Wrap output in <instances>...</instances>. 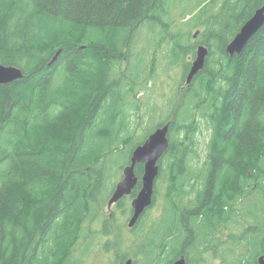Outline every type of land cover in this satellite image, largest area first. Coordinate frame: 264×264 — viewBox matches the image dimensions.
<instances>
[{
  "label": "trees",
  "instance_id": "1",
  "mask_svg": "<svg viewBox=\"0 0 264 264\" xmlns=\"http://www.w3.org/2000/svg\"><path fill=\"white\" fill-rule=\"evenodd\" d=\"M198 3L185 35L173 32L168 0H0V64L24 73L0 84V264H84L75 247L83 222L100 216L113 194L111 167L123 158L129 164L134 148L168 122L170 147L160 164L170 161L165 198L172 218L158 239L138 241L142 264H171L178 251L189 264L207 263L209 253L221 264H258L264 26L241 53L230 55L227 45L264 0ZM148 25L164 38L172 33V58L182 60L185 78L171 91L168 118L138 137L129 111L140 109L138 93L151 88L157 72L134 52ZM200 44L209 55L187 84ZM196 114L211 137L206 158L192 166ZM143 171L138 164L140 177Z\"/></svg>",
  "mask_w": 264,
  "mask_h": 264
},
{
  "label": "rangeland",
  "instance_id": "2",
  "mask_svg": "<svg viewBox=\"0 0 264 264\" xmlns=\"http://www.w3.org/2000/svg\"><path fill=\"white\" fill-rule=\"evenodd\" d=\"M199 1L200 0H168L171 9L170 16L177 21L175 23L176 26L174 25L173 32L176 33L179 29L185 32V35L190 32L191 25L188 23V20L199 9ZM170 16L167 19H169ZM197 30L198 29H195L191 31V33L193 32L194 34ZM163 33L165 32L161 31L160 34H158L152 31L149 25L143 26L138 31L137 40L134 44L135 55L142 54L145 57L147 66L149 68L155 66L157 71L155 79L150 83L151 88L147 91L138 93L141 102L140 109L138 111H129L131 124L136 127L138 137H143L146 133L148 134L151 129L156 128L157 124L162 121V119L168 118L170 115L169 104L173 97L171 91L176 90L178 87L177 84L184 81L185 78L182 60H178L179 64L172 58V42L170 39L172 33H167L169 36L168 38H164ZM155 45H158L157 48ZM190 60L192 63L194 59L191 58ZM134 63L137 62L135 61L133 64ZM131 98L136 101L134 96ZM154 108L157 111L153 112L152 110ZM196 115L198 127L194 142L192 143V150H194L192 153L193 156L190 159L192 166L200 164L203 159L206 158V147L211 137L210 129L208 130L207 125H204L205 122L203 123L205 119L199 114ZM124 161L125 158L111 167L110 172L112 175L109 177L111 179V186L122 176L123 168L127 165ZM161 161L162 160H160V162ZM169 162L170 161H168L166 157L164 163H161L162 170L155 183L156 196L153 206L137 222L134 229L131 230L128 226V212L125 211V208L127 210L130 204L125 201L120 206L115 205L112 208H109L106 202L100 216L94 220L86 219L83 222V237L78 241L75 247V254L77 256L83 255L84 264H121L123 263L125 253L136 262L142 259L141 264L143 263L145 258L139 255V248L136 247L138 241L140 242L144 235L146 241L151 240V238L158 239L159 236L165 232V227L172 218L170 204L165 198L168 192L167 186L173 178L171 170H168ZM190 198H192V196ZM255 198L256 197L253 199ZM183 202L188 203V199L183 200ZM250 202V197H247L243 205L241 204L240 206H248ZM143 218H145V221H143ZM150 220L151 223L149 225L148 222ZM244 228L245 225L242 226V230H244ZM205 257L209 261L204 264H210L211 260H213V264H221L222 262L219 256L212 257L210 253Z\"/></svg>",
  "mask_w": 264,
  "mask_h": 264
},
{
  "label": "water",
  "instance_id": "3",
  "mask_svg": "<svg viewBox=\"0 0 264 264\" xmlns=\"http://www.w3.org/2000/svg\"><path fill=\"white\" fill-rule=\"evenodd\" d=\"M264 26V6L258 8L253 16L249 18L242 26L241 30L227 45V52L230 55L241 53L249 40ZM198 30L194 37L199 35ZM60 50L57 52L54 60H57ZM209 48L205 44L197 47L196 56L192 62L191 68L186 76V83L193 81L196 75L205 67ZM24 77L23 70L14 65L0 64V84H8ZM170 128L171 123L158 126L147 139L136 146L132 152L130 163L124 167V177L120 180L108 200V207L111 208L115 203L125 195L131 194L138 183L136 168L138 164L144 165V174L142 185L137 196L132 201L133 214L129 220V226L136 225L145 211L151 207L154 202L155 183L160 174V160L168 152L170 147ZM134 260L128 258L121 264H133ZM172 264H187L184 256L176 259ZM258 264H264V253L258 257Z\"/></svg>",
  "mask_w": 264,
  "mask_h": 264
},
{
  "label": "flooded vegetation",
  "instance_id": "4",
  "mask_svg": "<svg viewBox=\"0 0 264 264\" xmlns=\"http://www.w3.org/2000/svg\"><path fill=\"white\" fill-rule=\"evenodd\" d=\"M143 167H144V165H143ZM123 170H124V168H123ZM160 173H161V164H160ZM143 174H144V171H143ZM143 174H142V176L140 177L138 174H137V168H136V175H137V177H138V183H137V185H136V187L139 185V183L141 182V185H142V177H143ZM122 176L120 177V179L117 181V183L120 181V180H122L123 179V177H124V172H122V174H121ZM160 175V174H159ZM159 177V176H158ZM117 183H116V185H117ZM135 187V188H136ZM115 188H116V186H115ZM115 188H114V190H115ZM135 188L133 189V191H132V193L131 194H128V195H125L122 199H120L117 203H115L113 206H115V205H121L124 201L125 202H127L128 204H130L129 205V207H128V209L126 210V208H125V211L126 212H128V220H130V218H131V216H132V214H133V207H132V201H133V199L137 196V194H138V192L140 191V188H141V186H140V188H139V190L135 193L134 191H135ZM114 192V191H113ZM112 192V193H113ZM154 196H156L155 195V193H154ZM154 201H155V197H154ZM154 203V202H153ZM170 204V211L172 210V208H173V206H172V204L171 203H169ZM112 206V207H113ZM153 206V204L151 205V207ZM111 207V208H112ZM151 207H149L146 211H145V213L151 208ZM144 213V214H145ZM143 216V215H142ZM141 216V217H142ZM177 218H178V215H177ZM141 219V218H140ZM139 219V220H140ZM179 219H180V215H179ZM138 220V221H139ZM136 225H137V223H136ZM135 225V226H136ZM128 226H129V222H128ZM135 226H133V227H130L129 226V228L132 230V229H134V227ZM177 253H179V256L176 258V259H178V258H180V257H182V256H184L182 253L180 254V251H178ZM185 257V256H184ZM186 258V257H185ZM133 259V258H132ZM176 259H174L172 262H171V264L176 260ZM127 260V259H126ZM134 260V259H133ZM186 260H187V258H186ZM187 264H189L188 263V261H187Z\"/></svg>",
  "mask_w": 264,
  "mask_h": 264
},
{
  "label": "bare ground",
  "instance_id": "5",
  "mask_svg": "<svg viewBox=\"0 0 264 264\" xmlns=\"http://www.w3.org/2000/svg\"><path fill=\"white\" fill-rule=\"evenodd\" d=\"M262 7V6H261ZM251 18V17H250ZM155 197V196H154Z\"/></svg>",
  "mask_w": 264,
  "mask_h": 264
}]
</instances>
